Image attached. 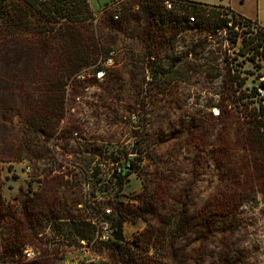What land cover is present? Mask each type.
<instances>
[{"label": "rangeland", "instance_id": "rangeland-1", "mask_svg": "<svg viewBox=\"0 0 264 264\" xmlns=\"http://www.w3.org/2000/svg\"><path fill=\"white\" fill-rule=\"evenodd\" d=\"M87 1L109 58L83 68V80L73 74L61 97L41 27L0 40V264H264V168L251 162L239 99L261 89L264 56L249 61L234 41L250 33L215 19L176 29L146 17L144 0ZM112 3L121 23L109 19ZM254 10L246 0L243 11ZM78 221L109 240L62 227Z\"/></svg>", "mask_w": 264, "mask_h": 264}, {"label": "trees", "instance_id": "trees-1", "mask_svg": "<svg viewBox=\"0 0 264 264\" xmlns=\"http://www.w3.org/2000/svg\"><path fill=\"white\" fill-rule=\"evenodd\" d=\"M184 1L185 3L174 5L172 10H166L162 5V0H144L145 6L143 10L146 17L157 18L161 21H173L176 29H203L204 25L208 24L211 19L217 21V29L221 28L222 25H229L233 29L238 26L241 29L246 24L242 22V20H246L245 18L234 14L233 17L237 16L242 20L233 19L232 23H230L229 19L221 17L220 11L216 10L217 7L197 4L188 0ZM188 14H193L194 16L192 24L186 22ZM122 16L121 10L117 21H113L111 15L109 19L113 23H121ZM91 19L92 13L87 0H0V40L27 34H37L33 28L41 27L43 29L42 37L53 45L51 48L56 52L58 64L54 67L53 72L60 82L59 95L61 97L64 94L65 83L72 78L73 74V78L79 80L77 76L83 68L94 64L99 57L101 61L109 58L110 49H106L107 47L100 41V37L96 36L95 32L91 30ZM236 37L240 38L241 47H249L248 49L251 51V55L248 57L249 61H253L257 55L264 56V37L260 36L259 32L247 38L235 33L234 41ZM110 44H114V42L111 41ZM242 53H245V50ZM104 54L105 56H103ZM150 67L152 68L151 65ZM163 73L164 70L162 68L160 71L154 69V72L149 73V78L158 82V74L162 75ZM228 77L230 78L229 82L235 83L238 89L244 86L245 78L237 79L232 75ZM259 86V88L264 90V81ZM248 98H257L254 101V106H249L248 102L251 101H247ZM239 99L246 101V103H242L245 110L247 106L249 107V111L244 114V118L247 121L242 124L247 126L246 146L251 148L253 154L251 162L254 166L264 168L263 99L258 97L257 88L252 89L250 93L242 90ZM217 108L219 113L223 112V109ZM126 169L128 170L129 167H126ZM126 174H130V172H122L121 170V173L117 175L119 183H122ZM144 203L148 206V199ZM118 216L120 217V215ZM67 222H64L62 227L69 226V230L73 231L79 241L94 239L95 242H99L96 239L97 227L92 222L78 221L74 222L73 225L71 224L72 222ZM12 244L13 242L6 250L9 251L13 258L15 252ZM114 244L119 245L117 243ZM20 247L21 245H19L18 249Z\"/></svg>", "mask_w": 264, "mask_h": 264}, {"label": "built area", "instance_id": "built-area-1", "mask_svg": "<svg viewBox=\"0 0 264 264\" xmlns=\"http://www.w3.org/2000/svg\"><path fill=\"white\" fill-rule=\"evenodd\" d=\"M177 3L181 4V3H185L184 0H162V5L166 10H172L174 8V5H177ZM111 9V19L113 21H117L119 19L120 13H121V6L118 3H112L109 7ZM217 11H220L221 13V17H226L227 19H229L232 23L233 19L236 20H242L239 19V17L234 16L233 14L229 13L227 10H225L224 8H218L216 9ZM188 24H192L194 22V16L188 14V18L186 21ZM242 22L246 23L245 26H242L241 29H245L247 31H249L250 35H254L255 33L259 32L260 36L264 37V27L259 26L257 23H255L254 21L251 20H242ZM235 30L239 29L238 26H235L234 28ZM95 75H103V71L97 69L94 72ZM77 79L79 80H83L85 79V73L83 71H81V73L77 76ZM257 92H258V97L264 98V90L263 89H258L257 88ZM264 104V103H263ZM116 173L117 175H119L121 173L120 169H116ZM105 214H110V210H106ZM104 228V227H103ZM96 239L99 242H106L109 240V235L107 233H105L104 231L100 230V227L98 226L97 228V232H96ZM30 255L27 254V257H29Z\"/></svg>", "mask_w": 264, "mask_h": 264}, {"label": "crops", "instance_id": "crops-1", "mask_svg": "<svg viewBox=\"0 0 264 264\" xmlns=\"http://www.w3.org/2000/svg\"><path fill=\"white\" fill-rule=\"evenodd\" d=\"M219 1L221 3L228 1L224 7L229 13L254 21L259 26L264 27V0H253L255 10L252 12V16L243 11V6L246 0H234V3L232 0Z\"/></svg>", "mask_w": 264, "mask_h": 264}, {"label": "water", "instance_id": "water-1", "mask_svg": "<svg viewBox=\"0 0 264 264\" xmlns=\"http://www.w3.org/2000/svg\"><path fill=\"white\" fill-rule=\"evenodd\" d=\"M216 111L217 110L214 109V112H216ZM136 127H137V125H136ZM133 154H134V151L132 150L130 152V155H133ZM112 240L114 242H117V243H120L123 240V237H122V229H121V220L120 219H117L116 222H115L114 231L112 233Z\"/></svg>", "mask_w": 264, "mask_h": 264}]
</instances>
